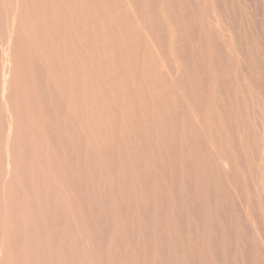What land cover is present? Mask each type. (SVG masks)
Returning a JSON list of instances; mask_svg holds the SVG:
<instances>
[{
  "label": "rangeland",
  "instance_id": "1",
  "mask_svg": "<svg viewBox=\"0 0 264 264\" xmlns=\"http://www.w3.org/2000/svg\"><path fill=\"white\" fill-rule=\"evenodd\" d=\"M0 264H264V0H0Z\"/></svg>",
  "mask_w": 264,
  "mask_h": 264
}]
</instances>
